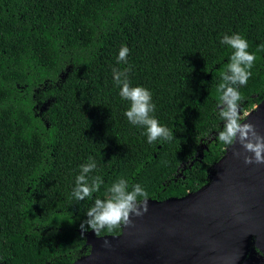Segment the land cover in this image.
<instances>
[{
    "label": "trees",
    "instance_id": "trees-1",
    "mask_svg": "<svg viewBox=\"0 0 264 264\" xmlns=\"http://www.w3.org/2000/svg\"><path fill=\"white\" fill-rule=\"evenodd\" d=\"M233 34L256 56L242 114L264 98V0H0V264H73L90 240L121 235L127 227H80L120 179L140 184L148 204L213 183L228 147L217 89L233 50L221 40ZM114 68L152 93L172 141L150 144L127 120ZM90 158L102 184L77 201Z\"/></svg>",
    "mask_w": 264,
    "mask_h": 264
},
{
    "label": "water",
    "instance_id": "water-1",
    "mask_svg": "<svg viewBox=\"0 0 264 264\" xmlns=\"http://www.w3.org/2000/svg\"><path fill=\"white\" fill-rule=\"evenodd\" d=\"M243 122L264 136V98ZM233 151L243 153L238 143L228 146L213 183L148 204L121 235L90 240L88 255L73 264H241L252 238L264 255V164L245 165Z\"/></svg>",
    "mask_w": 264,
    "mask_h": 264
},
{
    "label": "clouds",
    "instance_id": "clouds-1",
    "mask_svg": "<svg viewBox=\"0 0 264 264\" xmlns=\"http://www.w3.org/2000/svg\"><path fill=\"white\" fill-rule=\"evenodd\" d=\"M221 44L229 46L233 52L226 71L222 73V83L218 85L220 93L219 116L224 122L217 139L225 146L232 147L238 143L242 152L233 151L234 157L243 156L245 165L264 164V136H261L256 126L244 123L241 116L240 101L242 100L239 86H245L251 77V68L256 56L248 51V41L239 34L224 35ZM129 49L122 46L117 57L118 63H127ZM130 69L120 71L113 69V80L120 87L119 95L129 102L130 107L124 113L127 120L134 126L145 129L148 143L157 140L172 141L173 130L162 126L152 115L155 105L152 103V93L140 86H131L127 78ZM248 153L250 155H244ZM97 165L91 158L81 165L80 174L76 177V186L72 195L77 201L92 198L98 192L102 180L100 176L90 177L89 174ZM147 192L140 184H133L129 190L127 180L120 179L108 189L107 199L97 198L87 210L86 219L81 223V231H91L100 236L104 231L111 232L121 226L131 225L130 217H141L148 211ZM138 198H144L141 202ZM108 247V241H104Z\"/></svg>",
    "mask_w": 264,
    "mask_h": 264
},
{
    "label": "rangeland",
    "instance_id": "rangeland-1",
    "mask_svg": "<svg viewBox=\"0 0 264 264\" xmlns=\"http://www.w3.org/2000/svg\"><path fill=\"white\" fill-rule=\"evenodd\" d=\"M249 112L242 113L241 116L244 118ZM204 146H201L197 153V158L201 157V150ZM185 166V165H184ZM241 264H264V257L261 256L253 247L252 243L249 246L247 258Z\"/></svg>",
    "mask_w": 264,
    "mask_h": 264
},
{
    "label": "flooded vegetation",
    "instance_id": "flooded-vegetation-1",
    "mask_svg": "<svg viewBox=\"0 0 264 264\" xmlns=\"http://www.w3.org/2000/svg\"><path fill=\"white\" fill-rule=\"evenodd\" d=\"M253 243V242H252ZM254 249L261 255V256H263L264 257V255H262L255 247H254Z\"/></svg>",
    "mask_w": 264,
    "mask_h": 264
}]
</instances>
